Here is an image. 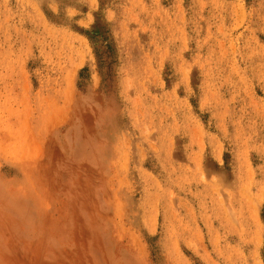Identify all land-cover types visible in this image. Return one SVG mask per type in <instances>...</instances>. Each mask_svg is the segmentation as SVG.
Here are the masks:
<instances>
[{
  "label": "rangeland",
  "instance_id": "rangeland-1",
  "mask_svg": "<svg viewBox=\"0 0 264 264\" xmlns=\"http://www.w3.org/2000/svg\"><path fill=\"white\" fill-rule=\"evenodd\" d=\"M0 264H264V0H0Z\"/></svg>",
  "mask_w": 264,
  "mask_h": 264
}]
</instances>
